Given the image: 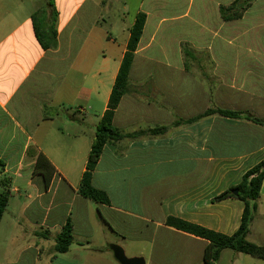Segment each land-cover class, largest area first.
<instances>
[{"label":"crops","instance_id":"crops-1","mask_svg":"<svg viewBox=\"0 0 264 264\" xmlns=\"http://www.w3.org/2000/svg\"><path fill=\"white\" fill-rule=\"evenodd\" d=\"M106 1H45V28L52 9L56 13L57 42L48 50L34 37L36 4L19 21L12 8H2L0 193L9 195L0 219V264H119L110 245H135L128 258L145 264H202L207 241L167 226V218L227 236L240 226L242 201L212 199L264 161V126L219 115L173 123L208 108L264 120V0H253L241 19L231 21L221 20L219 7L235 0H115L123 35L120 41L110 35L101 40L117 49L113 55L96 54L90 43L106 24ZM181 2L187 3L184 13H163L171 7L164 3ZM138 13L145 22L128 75L130 90L113 126L123 133L168 129L103 147L91 185L106 193V205L80 196L78 186ZM165 30L178 34L168 41ZM182 43L189 57L181 53ZM80 64H89L85 74L75 71ZM102 73L108 76L99 114L88 112L91 107H65L97 100ZM39 154L54 168L48 187L34 170ZM15 179L26 180L25 188L14 186ZM256 205L247 240L264 246V182ZM68 221L72 244L56 254L55 238Z\"/></svg>","mask_w":264,"mask_h":264},{"label":"trees","instance_id":"trees-1","mask_svg":"<svg viewBox=\"0 0 264 264\" xmlns=\"http://www.w3.org/2000/svg\"><path fill=\"white\" fill-rule=\"evenodd\" d=\"M252 2L253 0H235L228 6H220L219 14L221 20L231 21L241 19L244 13L251 7ZM50 6L52 7L53 4L50 3ZM55 14L54 9H52L51 25L47 28L43 27L40 18H37L36 16L32 17L34 37L40 48L43 50L52 49L56 46V31L54 28L56 20ZM144 22L145 15L138 13L129 30V39L127 41L126 50L123 54L112 85L106 109L98 122L95 136L87 156L85 171L81 176L78 186V194L80 196L106 205L109 204V199L106 193L91 185L92 172L100 158L103 147L107 143L116 142L125 137L136 138L141 135H157L166 132L168 129V127L163 126L135 133H123L113 126L115 110L117 109L121 98L130 90L128 75L133 62L134 52L142 34ZM181 53L185 57L190 56L191 53L187 44H181ZM211 115L237 119L244 117V119L248 121L264 126V120L258 119L249 113L235 112L221 108H208L203 113L189 120L180 122L177 120L173 125H178L180 123H193L202 117ZM34 170L40 171V173L43 174L45 186L48 187L51 179L48 175V170L54 171V168L43 154L37 156ZM262 182H264V161L259 162L256 166L246 171L238 185L220 193L212 199L213 202H216L227 198H236L244 203L240 226L238 230L230 236L214 232L174 217H168L166 225L207 241V245L203 251L202 264H215L218 261L221 252L226 249L264 260V246L254 244L247 240L249 228L256 211V201L259 198ZM235 190L237 191L236 195L233 194V191ZM8 195L9 193L7 191L0 193V219L5 211L8 202ZM71 230L72 227L68 221L55 238V244L53 247L54 253L62 254L69 250L73 240Z\"/></svg>","mask_w":264,"mask_h":264},{"label":"rangeland","instance_id":"rangeland-1","mask_svg":"<svg viewBox=\"0 0 264 264\" xmlns=\"http://www.w3.org/2000/svg\"><path fill=\"white\" fill-rule=\"evenodd\" d=\"M2 0H0L1 2ZM23 3L20 2V0H10V2L8 3L7 0L5 1V3H0V19L2 21V12L3 9H9L12 11L13 13H15L16 19L19 21L20 17L23 15L24 12H31L34 10V5L36 4L38 7V11L36 12L34 16H36L37 18H40L42 16L41 11H43L42 9L45 7L44 2L47 0H21ZM163 5H170L171 7H166L165 10L163 11V13H184L186 7H187V3L186 2H181V3H164ZM5 6V7H3ZM45 9V8H44ZM120 9H121V5L119 2L115 1V0H107L105 7H104V12H103V17L104 20L106 21V24H101V29L97 28L94 33H92V35L90 36V43L91 46L95 45L96 48L94 50V52L97 54L98 52L101 53V50H103L105 53L107 54H111L113 55L115 50H117L115 47L110 48L111 46H108L107 43H101V40L104 39V35H110L113 38H116L118 41L121 40V37L123 35V30H121V24L122 22L119 20L120 17ZM46 12V11H45ZM46 14H48L46 12ZM41 22L43 27H46L44 18L41 17ZM184 20V19H183ZM182 21V20H181ZM128 21H126L127 23ZM166 32L168 31V36L166 37V39L169 41L170 39H172L173 37H175V34H178L177 30H165ZM164 32V33H166ZM215 42H218V40H215ZM216 44V43H215ZM87 46H85V50H84V54L87 53ZM201 55L200 53L198 54V56ZM206 54L202 55L203 59H206L204 57ZM201 57V56H200ZM91 67V66H90ZM193 71L196 72V68H192ZM206 69V68H204ZM79 71L81 74L82 73H86V70H89V64L88 65H83L80 64V67H78V65L75 68V71ZM78 74L79 76H81V74ZM199 73V72H197ZM108 74V73H107ZM107 74H101L99 76L100 80L102 81L101 84H97V90L99 92V94L97 93V97L95 99V101H92L90 103V105L85 104L84 102H77L74 103V106H65L67 107V109L70 108H84V109H88V107H91L92 110H87L88 112H90L92 115H97L100 113L101 107H102V101H98L99 100V95L103 94V91H105V89L107 88V82L105 81V76ZM108 76V75H107ZM196 79V78H195ZM105 83V84H104ZM0 172H1V167H0ZM14 186H20L21 188H25V182L26 180H14ZM22 193H24L22 191ZM123 249V248H122ZM124 254L126 257H128L130 254H132L135 251V245L132 246H124ZM255 259H253L252 257H249L248 255H244L241 253H236L232 250L226 249L223 250L220 254V257L218 259V261L215 264H253V262Z\"/></svg>","mask_w":264,"mask_h":264},{"label":"water","instance_id":"water-1","mask_svg":"<svg viewBox=\"0 0 264 264\" xmlns=\"http://www.w3.org/2000/svg\"><path fill=\"white\" fill-rule=\"evenodd\" d=\"M233 194L236 195L237 191L236 190L233 191ZM110 250L112 251L115 260L119 264H145V261L143 258H139V257L128 258V257H126L122 248L117 246V245H110Z\"/></svg>","mask_w":264,"mask_h":264}]
</instances>
